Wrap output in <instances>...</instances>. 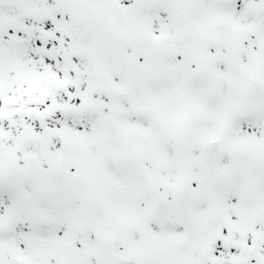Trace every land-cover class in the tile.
Wrapping results in <instances>:
<instances>
[{
    "label": "snow or ice",
    "instance_id": "6c2138e0",
    "mask_svg": "<svg viewBox=\"0 0 264 264\" xmlns=\"http://www.w3.org/2000/svg\"><path fill=\"white\" fill-rule=\"evenodd\" d=\"M0 264H264V0H0Z\"/></svg>",
    "mask_w": 264,
    "mask_h": 264
}]
</instances>
